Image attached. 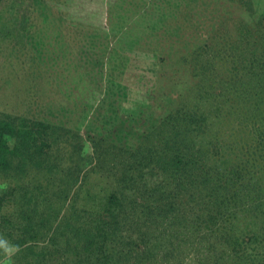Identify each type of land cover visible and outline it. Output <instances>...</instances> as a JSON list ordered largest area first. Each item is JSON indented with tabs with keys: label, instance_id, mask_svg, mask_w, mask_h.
I'll return each mask as SVG.
<instances>
[{
	"label": "trees",
	"instance_id": "obj_1",
	"mask_svg": "<svg viewBox=\"0 0 264 264\" xmlns=\"http://www.w3.org/2000/svg\"><path fill=\"white\" fill-rule=\"evenodd\" d=\"M149 2L152 17L137 21L154 34L132 38L127 18L109 28L117 43L158 55L135 142L92 128L116 108L122 71L112 66L92 102L68 91L43 114L0 112V240L19 248L9 264H152L159 253L170 264H264V0H239L247 16L214 36L183 32L195 24L180 17L189 0Z\"/></svg>",
	"mask_w": 264,
	"mask_h": 264
},
{
	"label": "rangeland",
	"instance_id": "obj_2",
	"mask_svg": "<svg viewBox=\"0 0 264 264\" xmlns=\"http://www.w3.org/2000/svg\"><path fill=\"white\" fill-rule=\"evenodd\" d=\"M230 1L189 0L185 6L188 16L180 17L183 21L184 17H192L195 24L182 22L183 32L188 35L195 30L196 34L212 36L220 32L234 34V20L247 15H242L239 0L232 2V6ZM124 3L131 7L125 14ZM154 11L149 0H0V112L43 114L44 106L59 107L68 91L77 99L92 102L101 92V96H105L104 89L114 77L108 76L113 67L116 73L122 71L121 78L114 79L119 83L115 90L118 93L109 95L115 99L112 103L116 108L110 112L107 105L103 111L106 117L100 116L92 128L119 144L135 142L143 129V123H135V120L144 117L147 108L153 106L158 75L154 66L158 55L142 50L146 43L139 46L117 43L120 34L115 38L109 28H119L121 19L127 18L131 21L125 25V32L132 38L142 36L141 40L159 29L140 25L142 20L137 21V17H152ZM252 17H258V13ZM169 26L172 25L168 19L164 27ZM179 34L183 37L181 32ZM161 45L165 49L163 54L170 51L169 41ZM99 70L101 78L97 74ZM167 75L169 72L164 76ZM88 80L99 81L101 91H92ZM80 132L86 140L82 143V155L89 161V140L83 129ZM155 257L147 259L152 264H170L168 255L159 253ZM10 261L11 257L0 249V264ZM183 264H194V257H188Z\"/></svg>",
	"mask_w": 264,
	"mask_h": 264
},
{
	"label": "clouds",
	"instance_id": "obj_3",
	"mask_svg": "<svg viewBox=\"0 0 264 264\" xmlns=\"http://www.w3.org/2000/svg\"><path fill=\"white\" fill-rule=\"evenodd\" d=\"M0 249H3V252L7 257H11L15 252L19 251L18 246L8 245L3 240H0Z\"/></svg>",
	"mask_w": 264,
	"mask_h": 264
}]
</instances>
